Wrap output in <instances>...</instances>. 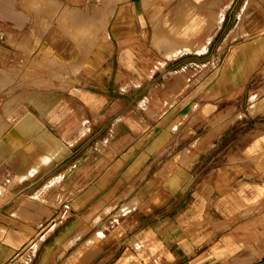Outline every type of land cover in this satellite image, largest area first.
<instances>
[{"label": "crops", "instance_id": "crops-1", "mask_svg": "<svg viewBox=\"0 0 264 264\" xmlns=\"http://www.w3.org/2000/svg\"><path fill=\"white\" fill-rule=\"evenodd\" d=\"M232 1L238 6L223 42L231 44L227 65L233 82L242 77L239 86L254 85L249 102L255 95L262 100L264 0ZM137 3L116 0L105 31L98 36L108 45L106 55L98 48L101 60L94 56L80 64L65 36L51 28L43 37L55 46L59 60L65 61L67 55L66 61L72 60L80 73L18 98L0 94V124L8 127L0 125V264H11L34 244L29 264L264 263V154H256L264 151V127L258 130L256 143L233 146L232 161L221 163L208 181L198 182L193 158H181L179 167L167 173L150 168L149 156L159 141L145 146L143 117L129 114L137 94L124 92L126 86L142 85L148 77L143 44L135 47L130 41L133 35L142 36L144 19ZM211 3L199 4L190 15L187 2L179 0L153 26L152 45L165 49L170 58L191 50V25L203 41L225 20L222 9L228 0ZM61 4L92 20L93 5L101 6L95 11L112 6L97 0ZM22 5V0H0L7 29V42L0 43V72H9L17 52L10 38L31 28V15ZM77 6H86L88 14L75 11ZM133 21L139 22V30L131 28ZM241 22L246 23L242 31ZM93 28L91 34L78 33L79 38L93 40ZM112 41L117 46L111 47ZM204 47L201 43L197 50ZM255 111L259 110L249 105L247 112ZM242 114L236 112L233 119ZM221 123L216 122L200 143L211 144L222 132ZM129 135L135 136L129 140ZM242 149L249 151L247 157L240 156ZM65 201L70 214L58 219L56 213ZM132 201L136 204L129 208ZM102 214L109 224L95 236L98 224H92Z\"/></svg>", "mask_w": 264, "mask_h": 264}, {"label": "rangeland", "instance_id": "rangeland-1", "mask_svg": "<svg viewBox=\"0 0 264 264\" xmlns=\"http://www.w3.org/2000/svg\"><path fill=\"white\" fill-rule=\"evenodd\" d=\"M23 1L22 7L31 12V28H28L26 32L16 33L13 36L14 38H10L15 43L12 47L17 52L12 60L9 72L6 70H1L0 72L1 95L16 96L18 98L27 92L54 87L53 82L65 75L74 76L80 73L79 67L70 62L72 60L66 61L67 55H64L65 61L59 60L58 58L61 59V55L57 53L55 46L47 38L43 37L51 28L65 36L63 40L77 51L76 56H74L80 64L87 62L94 56L96 61L101 60V55L97 53L98 48L104 55L107 54L105 49L108 45L100 43L98 37L102 32V28L98 29V25L102 24L98 21L100 13L94 11L101 7L100 5H94L90 9L91 16L95 18L97 22H94L97 25H92L94 26V31L96 30L93 40H87L79 38L78 30L74 25L76 20L80 25L85 23L79 13L73 14L67 10L70 15L68 18L73 15L71 19L73 18L74 22H69L70 19L65 22L67 15L65 11L62 12V9L66 8V6L62 8L60 2L62 0H44V2L43 0H33L34 3L32 2L31 5L30 3L27 4L25 0ZM137 1L136 8L144 19L142 27H140L143 28L141 31L142 36L133 35V39L130 41L135 42V47L143 44L144 53L146 52V54H144L145 59L142 60L145 62V71L148 77L142 85L135 86L130 84L126 86L124 92L130 95L137 94L136 98L134 96L136 103L129 105V114L135 116L137 113L138 117L142 115L145 132L141 136H143L145 146L153 140L159 141L158 147L149 156L152 161L150 168L161 169V172L167 173L179 167L178 163L181 162V158H193V161H196L194 170H197L196 173L199 175L197 178L198 182L208 181L209 176L215 173L217 167H221V163L226 165L227 161H232L231 151L233 146L258 141L257 138L260 136V131L258 130L264 127V111H260V109L264 108V100L260 101L261 96L255 95L251 98L253 100L249 102L250 91L255 90L254 85L239 86L242 83V77L239 80L236 77L235 82H233L231 69L227 65L231 56V44H223V42L230 32L232 14L237 10L238 5L235 2V5H233V1L228 0L226 6L222 9V20L224 18L225 20L223 22L220 21L217 27L203 41L194 35L197 32V28L191 25L190 32L193 36L188 38L191 50L184 51L178 56L170 58L166 55L165 49H157L152 45L153 26L164 14H170L173 6L179 0H148L146 5H142L140 0ZM185 1L187 2L190 15L201 3L208 6L213 5L211 3L212 0ZM97 2L102 5L104 2L107 3V0H97ZM110 2H112V8L116 0H109L108 4ZM26 5H29V8ZM73 9L86 12L87 14L89 11L86 6H77ZM61 12L63 15H61ZM3 16L4 14L0 10V43L6 44L5 30L7 29L2 21ZM245 24L243 22L240 23L241 31ZM139 26H141L139 22L133 21L131 23L133 30L135 28L139 30ZM88 31L79 34H86ZM67 34L68 37H66ZM106 41L111 42L110 39ZM20 42L23 46L20 45ZM201 43L205 44V47L202 50H197L198 45ZM113 44L117 46L115 41H112L111 47H113ZM34 46L36 47L34 48ZM104 47L106 48L104 49ZM113 60L116 62V56H114ZM108 61H111V59H108ZM224 70L228 72L226 75L223 74ZM4 73L9 78L1 80ZM23 73H25V77ZM39 78H42V80ZM28 82L29 84H27ZM256 92L259 94L260 89ZM249 105L259 111L249 114L247 112ZM238 111H242L243 114L233 119V114ZM219 120H222L220 128L223 129L221 134L212 137L211 144L207 142L201 144L202 137L210 132ZM134 136L129 135V140ZM193 141L194 143H192ZM257 152H259V155L256 153L257 156L264 154V151L261 150ZM240 153L241 157L249 155V151L244 149L240 150ZM250 154H253V151ZM134 204L136 202H130L129 205L131 206L129 208L133 207ZM120 214L122 213L120 212L118 215ZM118 215H113V218L117 219ZM106 216L105 214L100 215L96 222L92 224H98L96 225L98 230L95 236L101 235L103 230L108 227L109 223L106 222ZM89 227L87 226L84 233L88 232ZM44 235L39 237V241L43 239ZM36 248L37 244H34L20 254L11 264H29V260Z\"/></svg>", "mask_w": 264, "mask_h": 264}, {"label": "bare ground", "instance_id": "bare-ground-1", "mask_svg": "<svg viewBox=\"0 0 264 264\" xmlns=\"http://www.w3.org/2000/svg\"><path fill=\"white\" fill-rule=\"evenodd\" d=\"M41 1V0H40ZM108 1L109 0H107V3H108ZM110 1H113V0H110ZM25 2L28 4V3H30V5L32 4V2H33V0H25ZM36 2V1H35ZM43 2H44V0H43ZM50 2V1H49ZM61 2V1H60ZM22 3H24V1L22 2ZM34 3V2H33ZM105 3V2H104ZM106 3V4H107ZM50 5H51V3H49ZM35 5V4H34ZM37 5V4H36ZM105 5V4H104ZM27 7L29 6V5H26ZM46 6V5H45ZM59 6V5H58ZM94 6V5H93ZM106 6V5H105ZM104 6V7H105ZM57 7V6H56ZM55 7V8H56ZM64 7V6H63ZM29 8V7H28ZM31 8V7H30ZM34 8V7H33ZM49 8V7H48ZM35 9V8H34ZM45 9V8H44ZM50 9V8H49ZM98 9V8H97ZM37 10V9H36ZM35 10V11H36ZM53 10V9H52ZM111 10H112V8L111 9H109V10H107V9H101V10H97V12H99L100 14V16H99V19H98V21H99V23H102L101 25H98V29H101L102 28V30L103 31H105V28H106V25H107V20H108V17L110 16V14H111ZM34 11V12H35ZM47 11V10H46ZM55 12H56V10H54ZM63 11H65L66 12V15H67V18L66 19H68V17L70 16L69 15V13L67 12V10L64 8V9H62V12ZM95 11V10H94ZM27 12V11H26ZM33 12V13H34ZM62 12H61V15H63L62 14ZM29 13H31V12H29ZM41 13V12H40ZM43 13H45V12H43ZM54 13V12H53ZM60 13V12H59ZM93 13V12H92ZM96 13V12H95ZM46 14V13H45ZM31 15V14H30ZM39 15V14H38ZM54 15V14H53ZM71 17H73V15H71ZM71 17H70V20H72L71 19ZM89 17V16H88ZM101 17V18H100ZM46 18H47V16H46ZM69 20V19H68ZM93 20H95V18L93 19ZM92 20V18L90 17V18H87V19H84V21H85V23L84 24H82V25H79V32L78 33H84V32H86V31H88V30H90V28H91V26L93 25V24H95L94 22H92L93 21ZM96 21V20H95ZM36 22V21H35ZM48 22V21H47ZM71 22V21H70ZM97 22V21H96ZM38 23V22H37ZM40 23V22H39ZM35 25V24H34ZM75 26H76V24H74ZM73 26V25H72ZM78 27V26H77ZM77 27H76V29H77ZM75 28V27H74ZM78 30V29H77ZM96 31V30H95ZM90 34H91V30H90ZM8 35V34H7ZM9 36H11V35H9ZM22 36V35H21ZM79 36V35H78ZM14 38V37H13ZM18 39V38H17ZM20 39V38H19ZM24 39V38H23ZM14 40V39H13ZM9 41H11V40H9ZM21 41V40H20ZM159 41H161V39L159 40ZM164 41V40H163ZM29 42V41H28ZM158 42V41H157ZM156 42V43H157ZM21 43V42H20ZM164 43V42H163ZM20 45H22V43L20 44ZM31 45V44H30ZM37 45V44H36ZM23 46V45H22ZM24 46H25V44H24ZM36 46H34V48H35ZM30 48H32V47H30ZM33 48V49H34ZM27 51H29V50H27ZM176 52V51H175ZM25 59V58H24ZM43 61V60H42ZM48 61H50V60H48ZM36 62V61H35ZM47 62V61H46ZM40 63V62H39ZM56 63V62H55ZM23 65V64H22ZM35 65H37V64H35ZM34 65V66H35ZM41 65V64H40ZM38 66V65H37ZM52 66V65H51ZM47 68V67H46ZM69 68H71V67H69ZM57 70H58V68H57ZM62 70V69H61ZM71 70V69H70ZM34 71V70H33ZM31 72V71H30ZM51 72H54V71H51ZM65 72H66V70H65ZM7 74H8V72H6ZM6 73H4L2 76H3V78H1V80L3 79V80H6V79H8L9 78V76L8 75H6ZM55 73V72H54ZM18 74V73H17ZM24 74L25 73H23V76H24ZM53 74V73H52ZM51 74V75H52ZM56 74H58V73H56ZM55 74V75H56ZM16 75V74H15ZM48 75V74H47ZM50 75V74H49ZM27 76V75H26ZM22 77V76H21ZM25 77V76H24ZM12 78V77H11ZM34 78V77H33ZM33 78H32V80H33ZM36 78V77H35ZM22 80H23V78H21ZM39 79H41L42 80V78H39ZM8 81V80H7ZM3 82V81H2ZM5 83V82H4ZM3 83V84H4ZM1 84V83H0ZM27 84H29V82L27 83ZM5 85V84H4ZM7 85V84H6ZM30 87V86H29ZM33 87V86H32ZM10 88V87H9ZM35 88H38V87H35ZM11 89V88H10ZM262 100H264V98H262ZM261 99H260V101H262ZM240 113V112H239ZM243 113V112H242ZM1 120V119H0ZM1 125V124H0ZM3 125V124H2ZM1 125V127H4V125L2 126ZM223 125V124H222ZM7 127V126H6ZM6 127H4V128H6ZM10 127V126H9ZM8 128V127H7ZM3 129V128H2ZM0 130H1V128H0ZM5 130V129H4ZM2 131V130H1ZM12 131V130H11ZM3 132V131H2ZM7 133V132H6ZM14 133V132H13ZM20 135V134H19ZM188 160V159H187ZM113 206V205H112ZM105 207V206H104ZM121 209H123V207L121 208ZM101 213V212H100ZM98 219V218H97ZM83 220V219H82Z\"/></svg>", "mask_w": 264, "mask_h": 264}, {"label": "built area", "instance_id": "built-area-1", "mask_svg": "<svg viewBox=\"0 0 264 264\" xmlns=\"http://www.w3.org/2000/svg\"><path fill=\"white\" fill-rule=\"evenodd\" d=\"M70 203L68 201H65L61 207L58 209V212L56 213V216L58 219H64L70 214Z\"/></svg>", "mask_w": 264, "mask_h": 264}]
</instances>
